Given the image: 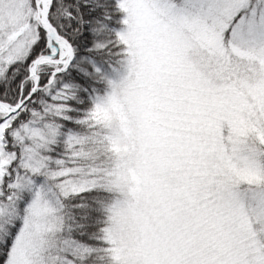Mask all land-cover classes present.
Masks as SVG:
<instances>
[{"label": "snow or ice", "instance_id": "snow-or-ice-1", "mask_svg": "<svg viewBox=\"0 0 264 264\" xmlns=\"http://www.w3.org/2000/svg\"><path fill=\"white\" fill-rule=\"evenodd\" d=\"M0 264H264V0H0Z\"/></svg>", "mask_w": 264, "mask_h": 264}]
</instances>
